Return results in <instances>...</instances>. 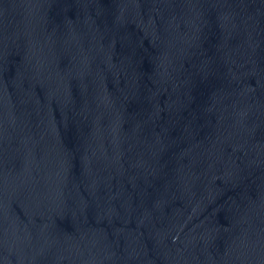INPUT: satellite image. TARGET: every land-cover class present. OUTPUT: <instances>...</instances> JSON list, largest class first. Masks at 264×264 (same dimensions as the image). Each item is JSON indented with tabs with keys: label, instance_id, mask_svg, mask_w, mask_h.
I'll return each instance as SVG.
<instances>
[{
	"label": "water",
	"instance_id": "95a60500",
	"mask_svg": "<svg viewBox=\"0 0 264 264\" xmlns=\"http://www.w3.org/2000/svg\"><path fill=\"white\" fill-rule=\"evenodd\" d=\"M0 264H264V0H0Z\"/></svg>",
	"mask_w": 264,
	"mask_h": 264
}]
</instances>
